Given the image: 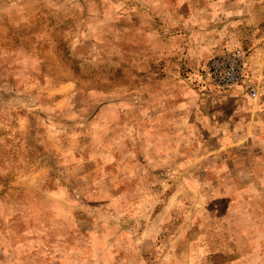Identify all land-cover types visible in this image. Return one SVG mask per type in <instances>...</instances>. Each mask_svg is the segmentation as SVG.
I'll use <instances>...</instances> for the list:
<instances>
[{
    "label": "rangeland",
    "instance_id": "1",
    "mask_svg": "<svg viewBox=\"0 0 264 264\" xmlns=\"http://www.w3.org/2000/svg\"><path fill=\"white\" fill-rule=\"evenodd\" d=\"M0 264H264V0H0Z\"/></svg>",
    "mask_w": 264,
    "mask_h": 264
},
{
    "label": "built area",
    "instance_id": "2",
    "mask_svg": "<svg viewBox=\"0 0 264 264\" xmlns=\"http://www.w3.org/2000/svg\"><path fill=\"white\" fill-rule=\"evenodd\" d=\"M206 80L216 88L228 89L241 82L244 62L238 51L214 56L204 64Z\"/></svg>",
    "mask_w": 264,
    "mask_h": 264
}]
</instances>
